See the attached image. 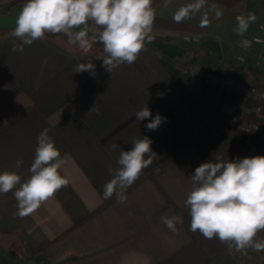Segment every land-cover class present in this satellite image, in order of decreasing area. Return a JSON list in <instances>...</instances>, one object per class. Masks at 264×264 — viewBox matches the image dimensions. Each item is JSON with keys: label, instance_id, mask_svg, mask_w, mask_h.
Instances as JSON below:
<instances>
[{"label": "crops", "instance_id": "1", "mask_svg": "<svg viewBox=\"0 0 264 264\" xmlns=\"http://www.w3.org/2000/svg\"><path fill=\"white\" fill-rule=\"evenodd\" d=\"M192 2L168 0L164 7L165 0H153L156 40L146 43L133 64L111 73L100 60L102 45L83 53L65 36L48 34L14 52L20 41L0 36V173L16 171L22 182L28 179L37 137L47 128L64 161L61 175L69 180L23 219L16 215L13 192L0 194L1 223L25 240L38 264H264V251L230 253L218 239L189 231L184 206L191 175L201 163L264 156V139L227 123L229 108L252 121V101L175 69L177 63L193 62L248 82L264 79V62L257 64L255 53L244 55L247 64L235 63L237 54L228 47L235 38L225 21L230 14H255L242 36L264 35V0H205L199 12L176 23L175 11ZM205 13L208 24L201 27ZM185 35L199 36L202 43L191 46ZM262 49L257 45L255 52ZM88 62L96 65L95 76L72 71ZM146 105L152 117L138 121L136 113ZM157 114L161 124L150 131L146 125ZM144 137L156 154L152 164L127 189L125 203H117L115 195L103 199L112 178L108 170L119 167V151ZM17 160L23 161L19 169ZM165 215L183 217L176 233L162 223ZM257 238L264 239V231ZM0 264H10L1 251Z\"/></svg>", "mask_w": 264, "mask_h": 264}, {"label": "clouds", "instance_id": "2", "mask_svg": "<svg viewBox=\"0 0 264 264\" xmlns=\"http://www.w3.org/2000/svg\"><path fill=\"white\" fill-rule=\"evenodd\" d=\"M205 0L179 7L173 14V20L180 23L199 12ZM164 7H168L165 0ZM219 18L222 12L215 13ZM156 10L153 0H26L20 7L11 35L20 41L14 44L12 51L23 52L24 46L34 41L63 35L67 43L88 53L94 44L102 45V66L111 73L122 64H133L146 43L154 37ZM234 30L243 35L255 14L237 17ZM94 27L90 29L89 25ZM208 24L207 13L201 18V27ZM92 32L91 36L89 32ZM96 65L93 62L80 63L73 68L74 73L90 72L95 76ZM259 111V109H258ZM152 117L147 105L136 113V119L142 121ZM157 114L150 119L146 128L155 130L161 124ZM148 137L137 138L128 150L121 149L116 169L109 168L111 179L103 187V199L116 196L117 203L127 201L126 192L148 168L156 155ZM115 150L117 145L113 144ZM64 161L54 141L43 129L37 137L34 160L30 166V176L22 182L16 171L0 173V194L10 191L17 201L16 215L23 219L36 212L42 204L69 184L60 169ZM23 161L17 160L19 169ZM184 206L191 217L189 231L199 232L206 239H218L231 253L247 254V249L264 251V239L258 234L264 231V156L245 157L243 159L222 160L213 158L201 163L191 175V190L187 193ZM162 223L172 233L178 231L177 225L183 224L178 215L162 216Z\"/></svg>", "mask_w": 264, "mask_h": 264}, {"label": "rangeland", "instance_id": "3", "mask_svg": "<svg viewBox=\"0 0 264 264\" xmlns=\"http://www.w3.org/2000/svg\"><path fill=\"white\" fill-rule=\"evenodd\" d=\"M26 0H12V1H9V2H6L4 5H0V16L1 15H7L11 12V10L15 7L13 4H17L16 6H19V5H22L23 3H25ZM238 15H243L242 13L240 14L239 12L237 13ZM226 23L227 24V30H228V33L230 34L229 36H231L232 34V37L235 38L234 40H232V43H230L228 46L229 48H233V52L234 54H237L234 58H235V63H239V64H242L244 65L245 63L247 64L248 63V59H246V55L247 53L250 52L251 53H255V56L254 58H252L257 64L258 62H264V50H256L257 48V45H264V42L263 43H252L250 45H246V42L245 41H252L253 39H257V38H261L264 40V35L263 34H257L253 37H248V36H242V35H238L234 30L236 29L237 27V24H238V20H237V17L234 16L233 14H230V16L228 18L225 19ZM220 24H224V23H220ZM219 33V32H218ZM1 37L3 36L4 38H9V39H15L11 33L10 34H7V35H0ZM155 39H153V41H155ZM183 40L188 43V44H191V46L193 44H200L202 43V38L199 37V36H189V35H185ZM171 51V50H170ZM245 55V56H244ZM256 65V64H255ZM184 66H189L190 68L194 69L195 67L198 68H204L203 66L201 65H198L196 63H193V62H187V63H177L175 64V69L178 73H180L181 75H186L184 74L181 69L184 67ZM206 71H210V72H215V73H223L225 76H233L235 74H230V73H227L225 72V70L221 69L219 70L218 72L216 71H212L210 69H207V68H204ZM221 73V74H222ZM222 74V75H223ZM190 78H193V79H197L199 81H201L203 84H205L202 80H200L197 75L195 76H191V75H186ZM246 82V81H245ZM248 82V81H247ZM249 84H252L256 87H259L261 89V91L264 93V79L262 80H259L257 82H249ZM206 86H208L207 84H205ZM211 86V85H209ZM215 87V86H214ZM235 92V91H234ZM261 93V92H260ZM239 96V95H238ZM242 98H245L246 100H250L252 101V107H251V112L253 114V117H254V112H255V102L257 103L259 100L255 101V100H252L250 97H242ZM259 104V103H258ZM229 110H232V111H236L234 109H226V111H228L227 113V116L229 118ZM238 112V111H236ZM239 114V112H238ZM239 117L242 118L245 122H250V120H245L240 114H239ZM227 123H228V120H227ZM243 132V131H241ZM245 133V132H243ZM245 134H248V133H245ZM249 134H252V133H249ZM248 134V135H249ZM252 135H255L257 136L258 138L260 139H264V137L260 136V135H257V134H252ZM2 221L0 220V249L3 250L4 252L6 253H11L13 250L16 254L19 253L20 255V258L19 261L23 262L22 264H38L36 261H34L33 259V256L29 254V251H28V248L26 247V244H25V240L16 232H14L13 230H9L8 227H6L4 224L1 223ZM2 252V251H1ZM3 253V252H2ZM4 254V253H3ZM7 256V255H6ZM44 260V259H43ZM42 264H49L46 260H44L42 262Z\"/></svg>", "mask_w": 264, "mask_h": 264}, {"label": "built area", "instance_id": "4", "mask_svg": "<svg viewBox=\"0 0 264 264\" xmlns=\"http://www.w3.org/2000/svg\"><path fill=\"white\" fill-rule=\"evenodd\" d=\"M246 45L252 43H263L264 40L261 38L253 39L252 41H245ZM181 71L188 75H197V77L202 80L205 84L215 86L219 89H224L226 91H231L239 95L240 97H250L252 100H259L255 102V112L254 118L250 122H245L239 117L238 112L229 110L228 124L233 129H238L245 133H252L264 137V93L259 87H256L249 82L238 78L237 76H225L222 72L215 73L206 71L204 68H190L189 66H184ZM261 92V93H260ZM259 103V104H258ZM259 109V111H258Z\"/></svg>", "mask_w": 264, "mask_h": 264}, {"label": "water", "instance_id": "5", "mask_svg": "<svg viewBox=\"0 0 264 264\" xmlns=\"http://www.w3.org/2000/svg\"><path fill=\"white\" fill-rule=\"evenodd\" d=\"M21 6H15L9 14L0 16V33L11 32V29L15 27V19Z\"/></svg>", "mask_w": 264, "mask_h": 264}, {"label": "trees", "instance_id": "6", "mask_svg": "<svg viewBox=\"0 0 264 264\" xmlns=\"http://www.w3.org/2000/svg\"><path fill=\"white\" fill-rule=\"evenodd\" d=\"M14 6H16L17 4H13ZM11 32H2V33H0V35H7V34H10ZM0 251H2L4 254H6L7 255V259H8V262H10V264H22L23 262H21V261H19V259H21L20 258V255H19V253L18 254H16L15 252H14V250L11 252V253H5L3 250H1L0 249Z\"/></svg>", "mask_w": 264, "mask_h": 264}]
</instances>
